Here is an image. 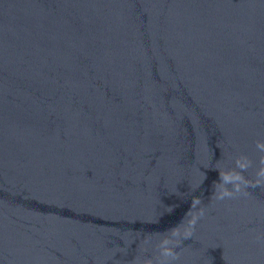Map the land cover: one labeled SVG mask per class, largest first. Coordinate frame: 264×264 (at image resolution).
I'll list each match as a JSON object with an SVG mask.
<instances>
[{
    "label": "water",
    "instance_id": "95a60500",
    "mask_svg": "<svg viewBox=\"0 0 264 264\" xmlns=\"http://www.w3.org/2000/svg\"><path fill=\"white\" fill-rule=\"evenodd\" d=\"M258 141L264 0H0V264H264Z\"/></svg>",
    "mask_w": 264,
    "mask_h": 264
},
{
    "label": "clouds",
    "instance_id": "9594fccd",
    "mask_svg": "<svg viewBox=\"0 0 264 264\" xmlns=\"http://www.w3.org/2000/svg\"><path fill=\"white\" fill-rule=\"evenodd\" d=\"M257 148L264 152V142H257ZM253 166V162L246 156L238 157L235 160V167L225 170H217L219 179L213 184V195L217 200H222L225 197H233L237 193L245 191L249 187H264V156L259 160V167L255 172V179H248L244 173ZM228 185H232L230 189ZM202 201L201 198H193L189 211L186 213V219L182 220L177 226L168 230V234L164 235L160 240L159 261L158 264H172V261L179 259L180 253L175 251L183 240L192 237L195 226L199 218L204 215V208L199 207ZM143 264H154L152 259H145Z\"/></svg>",
    "mask_w": 264,
    "mask_h": 264
}]
</instances>
